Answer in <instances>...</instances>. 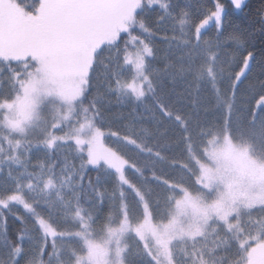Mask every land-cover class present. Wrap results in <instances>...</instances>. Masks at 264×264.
Instances as JSON below:
<instances>
[{
    "label": "snow or ice",
    "instance_id": "obj_1",
    "mask_svg": "<svg viewBox=\"0 0 264 264\" xmlns=\"http://www.w3.org/2000/svg\"><path fill=\"white\" fill-rule=\"evenodd\" d=\"M154 5L156 23L171 20L172 35L157 36L143 17ZM213 7L194 23L190 6L174 0H0V264H264V81L248 127L232 118L238 83L254 63L264 71V40L259 49L254 43L257 33L264 37V7L258 28H234L223 42L225 9L219 0ZM209 22L214 40L203 38ZM155 39L167 46L159 57ZM233 46L242 54L238 71ZM105 49L115 51V70L105 92L90 96ZM178 81L197 96L211 89L226 109L219 126L169 109L161 95ZM111 96L151 99L178 138L163 139L167 130L145 105L148 117H136L123 135L107 133L120 146H106L103 104ZM64 144L76 150L71 162L55 159ZM34 149L44 153L35 164ZM88 165L104 169L118 189L109 195L99 176L86 181ZM16 206L26 213L17 219L32 228L12 240L3 213ZM30 231L42 235L25 249Z\"/></svg>",
    "mask_w": 264,
    "mask_h": 264
},
{
    "label": "trees",
    "instance_id": "obj_2",
    "mask_svg": "<svg viewBox=\"0 0 264 264\" xmlns=\"http://www.w3.org/2000/svg\"><path fill=\"white\" fill-rule=\"evenodd\" d=\"M175 3H178L181 7L185 5L190 6V11L192 12V21L194 23H198L204 16L207 14V10H214L213 4L214 0H174ZM222 5L225 6V35L222 36L221 42L225 41L227 38V34L231 32L234 28L248 29L251 30V26L255 25L257 28L259 25L256 23L259 19L258 10H261L264 7V0H247L245 2L246 6L241 9H236L231 3V0H219ZM143 17L146 19L149 26L153 28V30L160 29L157 32V36L162 35H172L173 23L171 20H167L164 24H157V18L161 15L160 9L158 6H153L152 8H145L143 12ZM177 32L179 26L176 25ZM123 35V34H122ZM217 35V30L214 25L208 26L204 30V39H215ZM261 40H264V37L260 36L258 33L254 39V43L256 48L259 49L262 47ZM157 51V56L159 57L164 53L167 46L160 39L153 40ZM123 46V42L121 41V47ZM229 51L233 52L236 56V61L234 64V71L239 70V66H242V54L237 52L235 46L229 49ZM259 59V56L257 57ZM106 65L108 67H106ZM155 67H159V64H155ZM112 70H115V51L112 50L110 53L108 49H105L100 56V62L97 63L95 69L92 72V83L94 85L90 96H95L97 93H104L105 88L104 84L106 83V79L108 73ZM132 73L125 69L124 79L131 81ZM261 81H264V71H262L261 66L259 64L254 63L251 72H249L246 78H242L238 83V87L236 90L235 99L233 101L234 107L232 109V118L234 123H239L240 121L245 122V126L248 127L247 121L251 118L250 114L259 109L256 106V100L258 99L257 93L260 92L259 84ZM230 81L225 80L224 84L221 86L222 89L228 92V95L231 96L230 91H228V85ZM162 100L168 104L169 109L174 114H183V115H193L194 118H199L201 121H209L212 124L219 126V123L222 122L226 117V109L224 105L217 101L215 94L211 91L210 88L204 86L200 89L199 96L196 95L195 86L189 87L185 81H178L175 89H172L171 85L164 90V93L161 95ZM105 99L110 100L111 103L103 104V131L106 133V137L104 138L106 143L110 145V147H119V141L115 137L107 136L109 132H119L120 135L125 134L129 125L134 122V119L140 115L148 117L149 113L147 109H152L155 112L156 119L160 120V131L167 130V136L163 139H166L170 142L175 141L178 138L179 130L174 124L173 121H170L163 117V114L160 113L156 108L151 99H148L143 104L137 101L131 100H123L121 102H117L115 96L105 97ZM147 105V109L145 107ZM261 116H264V112H261ZM257 137L260 136L261 127L259 123V119L257 120V125L254 129ZM174 152L178 154V149H173ZM86 155V151H85ZM77 156L76 150L72 144H64L62 145L55 156V159L62 160L65 157L71 162L74 157ZM44 153L37 152L35 149L31 154V162L35 164L37 160L43 159ZM80 159L76 158L75 163L77 166L80 164ZM15 168H19V166H13ZM163 167V166H162ZM165 173L171 172V169L167 167L163 168ZM86 171V181L88 178H91L93 182H95L96 178L99 176L101 181L105 185L106 192L110 195L114 189H118V184L115 181V178L112 176H105L104 169H99L95 166L88 165L85 169ZM159 174V173H158ZM129 178L135 181L136 177L131 173H127ZM175 178V177H173ZM3 180L0 179V183ZM160 195H163V188L154 185ZM112 201L107 200L105 202L104 214H107L108 209L111 205ZM259 212L255 211L253 215H258ZM3 215L6 217V226L7 233L12 240H16L20 235L24 228H32L31 223L24 224L20 219H17V216H25L26 213L22 209V207L16 206L13 207L12 212H5ZM4 223L0 222V230L4 228ZM38 234L34 231H30L24 238L23 247L28 249L31 247L32 243H35V240H29V237L35 238ZM51 241V237L48 238ZM48 251H51L49 248ZM6 258V256H5ZM46 260L47 257L45 256ZM21 264H24V261L21 260Z\"/></svg>",
    "mask_w": 264,
    "mask_h": 264
},
{
    "label": "rangeland",
    "instance_id": "obj_3",
    "mask_svg": "<svg viewBox=\"0 0 264 264\" xmlns=\"http://www.w3.org/2000/svg\"><path fill=\"white\" fill-rule=\"evenodd\" d=\"M246 1H247V0H245V2H246ZM220 3H221V2H220ZM223 6H224V5H223ZM224 9L226 10L225 6H224ZM210 25H214L213 22H209V25H207L206 28H207L208 26H210ZM206 28H205V29H206ZM130 82H131V81H130ZM65 131H67L66 128H65ZM62 134H63L62 132H56V135H62ZM104 143H105L106 146L110 147V145H108V144L106 143L105 139H104Z\"/></svg>",
    "mask_w": 264,
    "mask_h": 264
}]
</instances>
